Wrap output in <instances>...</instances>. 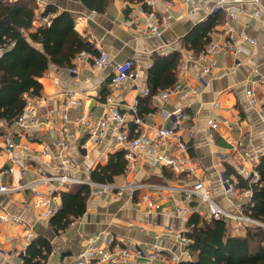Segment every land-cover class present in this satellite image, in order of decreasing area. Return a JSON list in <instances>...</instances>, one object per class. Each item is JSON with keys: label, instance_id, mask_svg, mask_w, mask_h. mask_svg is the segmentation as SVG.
Listing matches in <instances>:
<instances>
[{"label": "crops", "instance_id": "0c3cea01", "mask_svg": "<svg viewBox=\"0 0 264 264\" xmlns=\"http://www.w3.org/2000/svg\"><path fill=\"white\" fill-rule=\"evenodd\" d=\"M36 1V27L44 24L42 13L48 5H53L57 13L69 11L74 15L76 30L98 51L83 52L97 56L105 51L110 62L98 68L91 58L77 60L78 53L70 66L51 64L40 78V95L27 96L23 113L30 120L28 126H20L17 119L11 123L0 120L1 183L11 187L33 183L40 179L41 171L80 181L61 188L56 183L36 186L47 196L58 193V201L52 203L56 204V210L49 217H44L43 209L35 205L34 188L0 192V264H23L27 247L38 237H45L52 245L47 264H79V255L90 240L95 239L105 247L110 237L147 252L156 251L152 259L133 257L123 264H181L191 260V253L187 258L184 255L187 245L179 236L180 231L188 232V221L194 213L207 219V207L189 197L182 188L203 180L211 188L213 199L235 213L238 203H243L244 210L252 195L249 188L236 186L238 175L250 179V183L258 179L256 165L264 155V0L257 3L244 0L232 18L228 10L230 0H169L170 4L167 0H144L149 10L142 3L108 0L102 12L88 8L82 0ZM218 8L223 9L224 20L210 32L209 43L215 41L224 47L226 31L230 28L237 39L242 40L247 34L256 43L242 42L238 57L220 51L206 62L190 60L199 58L205 49L194 54L184 45V38ZM256 9L260 12L256 13ZM153 21L161 24V35L149 31ZM174 51L181 54L176 82L200 90L187 100L172 96L166 102H157L145 95L150 90L149 71L154 55L167 56ZM128 59L135 61L134 77L114 85L116 66ZM209 61L215 66L205 73ZM182 65L186 67L183 70ZM69 67H75L76 71L71 72ZM165 74L161 70V80ZM252 85L257 98L255 104L246 93ZM69 89L74 92L69 93ZM109 96L114 97L123 111L134 105L136 99L147 100L144 107L150 110L142 116L139 111L144 121L140 128L137 129L128 114L123 129L129 138L144 131L153 137L157 128L171 125L165 110L188 105L189 117L178 129L186 150L161 147L179 160L178 168L154 164L151 153L138 150L140 158L136 167L127 171L126 151L123 143L117 141L113 125L105 130L101 141L92 135L96 123L108 111ZM213 122L216 128L211 126ZM6 137L16 146L9 148ZM59 140L66 146L57 144ZM44 149L49 151L48 156L42 155ZM118 152H124L127 161L124 170L112 182L93 181L91 172L98 166H107L110 156ZM64 159H74L75 163L65 164ZM139 183L153 186L132 187ZM77 184L91 187L86 210L66 229L56 232L50 226V219L62 206L60 192L69 191ZM103 185H111L113 190ZM155 186L163 188L157 190ZM13 217L21 222H15ZM227 225L233 228L230 232L234 236L246 233L247 227Z\"/></svg>", "mask_w": 264, "mask_h": 264}, {"label": "trees", "instance_id": "16d2710c", "mask_svg": "<svg viewBox=\"0 0 264 264\" xmlns=\"http://www.w3.org/2000/svg\"><path fill=\"white\" fill-rule=\"evenodd\" d=\"M128 4L144 0H125ZM90 9L104 11L108 0H82ZM36 0H0V120L8 123L23 113L27 96H38L42 89L40 78L51 64L61 67L72 65L75 56L83 51H98L75 28L74 15L69 11L57 13L48 5L43 16L55 13L49 24L35 26ZM129 11V8L127 9ZM224 20L223 9L218 8L207 19L194 26L184 38V45L194 54L202 52L210 41V32ZM181 54L174 51L167 56L154 55L149 71L151 93L176 83V71ZM161 70L165 78L160 79ZM151 96V95H149ZM152 97V96H151ZM146 99L140 98L139 111ZM142 106V108H140ZM144 107V108H143ZM124 152L110 156L107 166H98L91 172V178L98 183L112 182L125 166ZM258 179L250 183L238 175L237 187L249 188L252 192L244 212L252 218L264 221V155L256 165ZM252 178V177H251ZM91 193L87 184H77L69 191H61L62 206L50 219V226L56 231L66 229L70 223L86 210V201ZM186 233L190 239L188 249L192 259L181 264H264V227L248 226L244 236H234L226 221L207 220L198 213L191 215ZM52 254V245L45 237H38L26 249L23 264H47Z\"/></svg>", "mask_w": 264, "mask_h": 264}, {"label": "built area", "instance_id": "2783aa9c", "mask_svg": "<svg viewBox=\"0 0 264 264\" xmlns=\"http://www.w3.org/2000/svg\"><path fill=\"white\" fill-rule=\"evenodd\" d=\"M189 1V0H186ZM244 2V0H230L229 1V16L230 18L236 17L237 7ZM252 2L257 3L258 0H252ZM167 4L171 2L169 0L166 1ZM260 10L256 9V13H259ZM45 24L50 23V16H45L43 18ZM149 31L153 32L156 35H161L162 29L161 24L157 21H153L149 25ZM227 41L224 47L220 46L219 43L215 41H211L205 48V50L200 54L199 58L192 57L190 60H201L208 61L210 56L215 55L220 51H225L234 57H238L241 50V43L248 42L251 45L256 43V39L249 37L247 34H244L242 40L236 38V34L232 28L227 31ZM91 58L93 61V65L98 68H104L110 62L109 55L105 51H101L99 55H91L89 53H79L76 56V59L81 61L84 58ZM211 61V60H210ZM209 61V62H210ZM214 62H210L208 66L204 68V72L208 73L214 68ZM185 65L180 67L181 70L185 69ZM71 72H75V67L68 68ZM135 75V61L132 59H128L116 66L115 76L112 79V83L114 85H119L124 81L134 77ZM202 83H204V79H201ZM199 87H189L184 85L182 82H176L173 86L169 88H165L159 90L155 93H151L149 89L145 91V95H151L157 102H166L172 96H176L181 100H187L192 94H197L199 92ZM69 93L74 92L71 89L68 90ZM247 96L250 98L252 103L257 102L254 85L250 86L247 89ZM108 111L106 115L96 123L95 128L92 130V135L96 136L98 140L104 137L105 130L110 127L112 124L113 127L117 131V141L123 143L125 148V157L128 160L127 171L133 170L136 167V163L140 158V154L138 150H144L153 155V163L157 165H164L168 167L178 168L180 166L179 160L176 157L172 156L169 152L161 149L163 145L165 147L170 148L172 146H176L179 149L186 150L185 142L179 137L178 129L184 119H187L188 113L186 112L188 105L186 107H177L174 110H165L166 119L171 121L170 126H162L156 129L154 136L151 137L147 132H139V134L133 138H129L126 131H124V127L126 125L128 114H131L133 123L137 126V129L142 126L144 123L143 119L139 115L138 108V100H135L134 105H131L127 111H123L120 108L119 103L114 99L113 96L108 97ZM75 102V101H74ZM67 115L64 114V118ZM18 123L22 127L28 126L30 120L23 113L18 117ZM211 126L216 128L217 124L215 122L211 123ZM6 142L8 143L9 148H13L16 145L11 141L9 137H6ZM57 144L66 146L64 141H57ZM42 155L48 156L49 151L44 149L42 151ZM65 164H73L75 163L74 159H64ZM257 174V172H255ZM222 181L227 184V180L225 177L222 178ZM39 183L51 184L56 183L59 188L68 187L75 183H80L79 180L69 177L68 175H52L47 173L46 171H41L40 179L36 182L29 183L26 185L11 187L7 184H3L0 182V192L12 193L21 188H34L35 190V205L41 209H43V216L49 217L54 214L56 210V204L52 205V203L57 202L59 199L58 193L47 196L43 194L41 191L37 190L36 186ZM93 185V184H92ZM151 184L139 183L136 185H132L133 188L145 189ZM110 190H113L111 185H103ZM153 186V185H151ZM157 190L162 189V186H155ZM185 193L188 194L189 197L196 198L200 202L206 204L207 210L205 213V217L208 220L219 219L226 221L227 224L235 223L240 227H247L251 225H260L264 227V221H259L248 214H246L243 210V203L240 201L238 203V211L233 213L221 205H219L212 197V190L210 187L205 185L203 180L196 181L192 187L182 188ZM228 190L233 192V189L228 187ZM144 199H148L150 203H152V199L148 198L147 195H144ZM181 211V209H179ZM15 222H21L20 218L13 217ZM186 231H180V237L186 243L187 247L184 251L185 257H189L190 251L188 249V245L190 243V239L184 234ZM133 257L136 258H154L156 257V251L151 250L147 252L144 249L136 247L130 242H122L119 240L110 237L107 240L106 246H102L96 242L95 239L90 240V242L86 245V247L81 251L79 255V264H101V263H109V264H123L129 262ZM174 260L176 262H180L179 257L174 256Z\"/></svg>", "mask_w": 264, "mask_h": 264}, {"label": "water", "instance_id": "95a60500", "mask_svg": "<svg viewBox=\"0 0 264 264\" xmlns=\"http://www.w3.org/2000/svg\"><path fill=\"white\" fill-rule=\"evenodd\" d=\"M54 262L57 263V259L56 258L54 259Z\"/></svg>", "mask_w": 264, "mask_h": 264}, {"label": "rangeland", "instance_id": "374dc122", "mask_svg": "<svg viewBox=\"0 0 264 264\" xmlns=\"http://www.w3.org/2000/svg\"><path fill=\"white\" fill-rule=\"evenodd\" d=\"M251 226H256V225H251ZM229 227H230V226H229ZM247 227H248V226H247ZM231 228H232V227H231ZM231 228H230V229H231ZM232 229H233V228H232Z\"/></svg>", "mask_w": 264, "mask_h": 264}]
</instances>
